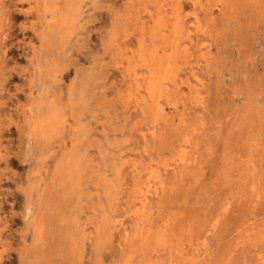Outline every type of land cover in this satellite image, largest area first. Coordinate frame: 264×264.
Wrapping results in <instances>:
<instances>
[{
	"label": "rangeland",
	"instance_id": "rangeland-1",
	"mask_svg": "<svg viewBox=\"0 0 264 264\" xmlns=\"http://www.w3.org/2000/svg\"><path fill=\"white\" fill-rule=\"evenodd\" d=\"M0 264H264V0H0Z\"/></svg>",
	"mask_w": 264,
	"mask_h": 264
},
{
	"label": "bare ground",
	"instance_id": "bare-ground-1",
	"mask_svg": "<svg viewBox=\"0 0 264 264\" xmlns=\"http://www.w3.org/2000/svg\"><path fill=\"white\" fill-rule=\"evenodd\" d=\"M5 3V2H4ZM12 3V2H11ZM30 3V2H29ZM32 3V2H31ZM33 4H34V2H33ZM38 7V6H37ZM11 8V7H10ZM37 9H39V8H37ZM35 10V9H34ZM11 11V10H10ZM4 12H6V10L4 11ZM13 13V12H12ZM31 13V12H30ZM6 15V14H5ZM36 15V14H35ZM25 16V15H24ZM28 16V15H27ZM32 16V15H31ZM6 19V18H5ZM9 20V19H8ZM34 24V23H33ZM15 26H16V23H15ZM33 26V25H32ZM18 27V26H17ZM22 28V27H21ZM10 29V28H9ZM28 29V28H27ZM31 30V29H30ZM34 30V29H33ZM36 30H38V29H36ZM9 31V30H8ZM26 31V30H25ZM38 31H36V33H37ZM33 32H31V34H32ZM2 35V34H1ZM8 35H9V33H8ZM13 35V34H12ZM38 35V34H37ZM10 37V36H9ZM18 37V36H17ZM20 37V36H19ZM36 38V37H35ZM49 38V37H48ZM38 39V38H37ZM6 40H8V39H6ZM42 43V42H41ZM8 44V43H7ZM44 45V44H43ZM33 47V46H32ZM41 47V46H40ZM44 46H42V48H43ZM25 48V47H24ZM37 51V50H36ZM24 54V53H23ZM33 54V53H32ZM7 69V68H6ZM8 72V71H7ZM14 75V74H13ZM17 76V75H16ZM15 76V77H16ZM17 79V78H16ZM10 82V81H9ZM10 89V88H9ZM17 94V93H16ZM22 94V93H21ZM19 97V96H18ZM238 110V109H237ZM62 246V245H61ZM57 247V246H56ZM56 249V248H55ZM63 250V249H62ZM60 252H61V250H60ZM63 252V251H62Z\"/></svg>",
	"mask_w": 264,
	"mask_h": 264
}]
</instances>
